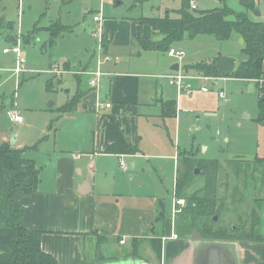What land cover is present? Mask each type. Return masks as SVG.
<instances>
[{
  "label": "rangeland",
  "instance_id": "1",
  "mask_svg": "<svg viewBox=\"0 0 264 264\" xmlns=\"http://www.w3.org/2000/svg\"><path fill=\"white\" fill-rule=\"evenodd\" d=\"M121 1L118 6L115 0L3 1L0 9V143L14 142V146L25 150L26 156H36L44 164L54 149L77 146L78 150H86L98 136V121L102 119V124L107 121L105 125H109L110 134L122 133L129 147L128 152L119 154L127 169L119 166L120 157L107 158L104 176L109 172V177L105 178L114 177L118 184L116 189L122 193L158 196L167 201L169 210L176 197L178 169L174 155L180 157L179 170H186V177L191 179L179 196L184 199L198 192L208 179L200 162L218 161L209 167L210 174L217 177L212 184L216 187L219 215L214 222L210 218L208 223L214 230L225 227L227 233L240 235L239 228L243 231L250 228L252 210L260 212L264 205V173L257 162L258 157L264 156V124L256 120L259 89L251 91L248 82L234 76L219 80L218 86L224 88L226 100L219 99L221 109L216 116L201 112L200 121L195 120V113L181 108L177 117L165 118L158 113L159 102L148 109L141 105L144 109H136L133 114L117 112L108 120L103 118L106 109H99V103L111 102L116 107L120 103L111 99L110 85H114V80L112 83L103 77L104 85L90 84L87 71L97 68L100 26L105 29L104 37L110 35L107 32L115 36L110 50L113 59L107 64L108 68H113L114 60L119 61L114 67L116 77L129 72L139 75L138 79L154 81L151 75L161 73L163 63L166 62L167 68L178 61L167 52L134 53L129 35L135 30L136 19L178 9L182 0ZM197 4L201 11L225 6L235 12L246 10L242 0H197ZM256 9L261 12L256 19L264 21V0H257ZM248 12L255 19L254 10ZM96 15L102 17L101 22L94 20ZM53 22L65 26V31L54 36V40L48 30ZM147 28L146 24L145 32ZM236 34L234 32L226 41L212 34H201L176 42L173 48L185 51L180 61L183 65L204 60L212 64L214 57L223 55L236 57L239 64L244 57L243 44ZM158 36L152 35V38ZM17 45L26 59L27 70L21 73L15 71L18 55L11 50ZM7 48L10 51H6ZM56 67L60 74L54 70ZM196 72L215 75L203 69ZM205 84L212 85V81ZM90 85L94 88L90 89ZM79 90L89 93L81 99L77 109L60 111ZM158 97H161L160 91ZM171 102L165 103L164 110ZM11 109L19 111L23 122L10 118ZM196 168L198 173H195ZM256 199L259 201L255 202ZM181 218L178 214L177 221ZM263 222L264 217L259 228Z\"/></svg>",
  "mask_w": 264,
  "mask_h": 264
},
{
  "label": "crops",
  "instance_id": "2",
  "mask_svg": "<svg viewBox=\"0 0 264 264\" xmlns=\"http://www.w3.org/2000/svg\"><path fill=\"white\" fill-rule=\"evenodd\" d=\"M256 17L259 16H255V20ZM138 19L134 32L129 35L135 47L134 53L140 51L138 43H134V38L140 30ZM145 26L143 33L151 37L152 28L148 26L145 32ZM107 33L110 34L107 39L109 46L105 51L110 55L115 36L111 32ZM236 36L241 37L238 33ZM142 52L144 51L138 54ZM110 57L112 61L113 57L111 55ZM219 57L216 56L213 60L216 62ZM114 61V67L118 66L119 61ZM177 62L180 64L181 72L198 76L191 79L196 88L194 92L179 93L164 77L175 71L171 69L174 63H170L167 68L166 62L163 63L162 72L151 75L154 81H148L138 79L139 75L129 72L124 76L116 77L113 75L114 67L108 68L107 61L103 69L111 75H106L104 78L112 80V83L114 80V85H110V95L111 99L118 101L120 105L116 107L109 102L112 105L104 108L106 114L103 116L106 117L103 118L108 120L117 112L133 114L136 109L140 111L143 108L141 105L147 108L156 105L157 102L160 103L158 113L164 116V106L168 101L176 102V108L173 109L175 114L171 117H177L179 108L195 113L197 121L202 119L201 112L216 116L221 109L218 101L222 99L217 90H224L223 87L219 88L218 81L227 76L220 75L217 79H205L203 73L187 68L195 63L186 62L183 65L182 62ZM88 66L90 67L91 64ZM206 81H212V85L205 84ZM245 81L249 85L253 84V90L256 88L254 82ZM104 84L102 80L101 85ZM262 85L264 86V80ZM203 86H208L210 91H201L200 87ZM91 88L94 87L90 85ZM79 91L82 92L81 99L89 93L88 90ZM106 122L102 124V119L98 121V136L91 145L86 146V150H78L77 146L54 149L44 164H41L36 156H31L41 172L38 190L30 194L17 192L14 195L24 209V224L30 229L43 232L42 246L56 255L59 264H102L127 258L140 259L143 264H264V241L216 239L206 238L203 235L201 238L178 236L177 217L186 204L177 206L180 210L175 212L174 204L177 196L173 197L172 208L169 210L167 201H163L158 196L148 197L139 192L130 195L116 189L117 180L114 177L112 180L105 178L109 177V172L104 176V171L107 169L105 160L120 157L119 166L127 169L121 165L123 158L119 154L128 152L129 147L121 132L118 135L109 133V125H105ZM137 144L135 146L139 150ZM174 158L179 169L180 157L174 155ZM261 158L264 159V156ZM167 209L171 212L172 219L169 218ZM260 210L263 219L264 205ZM260 229L264 235V222ZM157 244L161 245L160 254L155 249ZM122 246H126V249ZM126 250L129 251L128 255L124 254ZM132 252L135 255L131 254Z\"/></svg>",
  "mask_w": 264,
  "mask_h": 264
},
{
  "label": "trees",
  "instance_id": "3",
  "mask_svg": "<svg viewBox=\"0 0 264 264\" xmlns=\"http://www.w3.org/2000/svg\"><path fill=\"white\" fill-rule=\"evenodd\" d=\"M3 1L0 0V9ZM242 2L246 10L241 12H235L228 6L201 11L198 8L192 9L190 1L182 0L178 9H167L163 15L140 17L138 19L140 30L134 41L140 47L138 53L146 50L168 52L174 43L186 38L192 39L201 34H212L218 40L226 41L232 37L233 32H237L244 38V45L241 49L244 57L232 73L220 74L212 68L213 63L208 64L206 61L197 62L187 68L203 69L209 74H215L214 76H234L254 82L260 92L259 115L256 120L264 123V86L262 85L264 80V21H258L249 16L248 11L256 9V0H242ZM146 24L152 28V35H159L157 38L148 37L143 33V26ZM52 25L48 27V30L54 40V36L65 31V26L59 22H53ZM107 39L106 36L102 39L104 51L109 46ZM81 98L82 92L78 91L60 111L74 110ZM170 104L171 106L169 105L163 112L164 116H174L173 109L176 108V102ZM257 162L264 173V159L258 158ZM200 163L208 179L198 192L195 191L185 198L186 205L179 213L183 219L177 222L178 236L191 237L193 231L198 229L206 238L264 241V235L259 228L261 215L255 208L250 217V228L244 231L239 228L240 235L227 233L225 227L217 231L214 230L213 225H209L208 220L212 218L214 222L213 217L216 214L219 215L218 203L215 200L216 187L212 184L217 177L210 174L209 167L218 161L210 163L202 160ZM40 173V168L34 159L26 156L23 148L14 146L10 141L0 143V264H59L56 255L43 248V232L30 229L24 224V209L14 197L17 192L25 194L36 192L41 181ZM190 180L186 177V170L178 169L175 191L177 197L181 195ZM262 180L264 181V177ZM258 201L259 199H256L255 202ZM155 249L160 254L161 245L157 244Z\"/></svg>",
  "mask_w": 264,
  "mask_h": 264
},
{
  "label": "built area",
  "instance_id": "4",
  "mask_svg": "<svg viewBox=\"0 0 264 264\" xmlns=\"http://www.w3.org/2000/svg\"><path fill=\"white\" fill-rule=\"evenodd\" d=\"M190 6L192 9H196L198 8V4H197V0H190ZM94 20L96 22H101L102 21V17L101 16H94ZM102 32L101 34V43L100 46L97 50V68L95 70H89L88 73L90 75V83L91 85H99L102 83V79L104 76H109L111 75V73L107 72L106 70L103 69V65L107 62L111 60V57L109 54L105 53L104 48L102 46V39L105 35L106 32H104V28L103 26L99 27V32ZM12 51L17 53V65L15 67V71L17 73H21V72H25L27 70L26 67V59L24 57L21 56V48L20 45H17L16 47L11 49ZM6 51H10V49H6ZM171 57H175L176 59H178V61H181L184 56H185V51L183 50H178L175 49L173 47H171L168 52H167ZM56 72H58L59 74L61 73V71L58 69V67H56L54 69ZM165 78H167L168 82L170 85L176 87L177 91L179 93L181 92H185V93H192L196 90L194 84L191 82L192 78H197L198 76H190L184 72L179 71H173L167 75L164 76ZM220 76H203V78L205 79H217ZM200 90L203 92H209L210 88L208 86H203L200 87ZM217 93L219 95L220 98L226 100V94L224 92V90H217ZM111 106V103L107 102L106 104L104 103H99L98 104V108H108ZM8 114L10 116V118L15 121V122H21L23 121L22 116L19 114V111H17L16 109H11L8 111ZM121 165L123 167L126 168V163L124 162L123 159H121ZM179 205H185V199L184 198H179L176 197L175 199V204H174V211L177 212L180 209L177 208V206Z\"/></svg>",
  "mask_w": 264,
  "mask_h": 264
},
{
  "label": "water",
  "instance_id": "5",
  "mask_svg": "<svg viewBox=\"0 0 264 264\" xmlns=\"http://www.w3.org/2000/svg\"><path fill=\"white\" fill-rule=\"evenodd\" d=\"M121 0H115V6L122 4ZM254 14L256 16H260V11L258 9L254 10ZM241 43L244 44V38H241ZM237 59L234 56H226L223 55L219 57V59L212 64V68L215 69L220 74L232 73L236 69ZM172 70L178 71L180 69V64L178 62L174 63L171 66ZM250 90H253V84H250ZM14 143V142H13ZM195 173H198V168L195 169ZM215 220L218 219V215L214 217ZM193 238H201L202 234L198 229H195L192 234ZM102 264H143L142 260H134L132 258L115 260V261H107Z\"/></svg>",
  "mask_w": 264,
  "mask_h": 264
},
{
  "label": "flooded vegetation",
  "instance_id": "6",
  "mask_svg": "<svg viewBox=\"0 0 264 264\" xmlns=\"http://www.w3.org/2000/svg\"><path fill=\"white\" fill-rule=\"evenodd\" d=\"M186 201V200H185Z\"/></svg>",
  "mask_w": 264,
  "mask_h": 264
}]
</instances>
